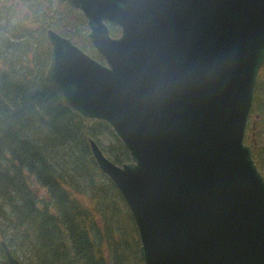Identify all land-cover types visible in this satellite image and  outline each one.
I'll list each match as a JSON object with an SVG mask.
<instances>
[{
  "label": "water",
  "instance_id": "obj_1",
  "mask_svg": "<svg viewBox=\"0 0 264 264\" xmlns=\"http://www.w3.org/2000/svg\"><path fill=\"white\" fill-rule=\"evenodd\" d=\"M60 1L84 15L104 62L49 29L46 80L129 151L117 165L89 138L131 212L144 264H264V176L245 143L264 0ZM1 246L8 264H22Z\"/></svg>",
  "mask_w": 264,
  "mask_h": 264
},
{
  "label": "trees",
  "instance_id": "obj_2",
  "mask_svg": "<svg viewBox=\"0 0 264 264\" xmlns=\"http://www.w3.org/2000/svg\"><path fill=\"white\" fill-rule=\"evenodd\" d=\"M49 29L104 62L79 10L60 0H0V264H8L2 241L22 264H144L131 212L89 138L117 165L130 153L108 124L84 119L46 80ZM256 116L264 136V65L245 137L264 176Z\"/></svg>",
  "mask_w": 264,
  "mask_h": 264
},
{
  "label": "rangeland",
  "instance_id": "obj_3",
  "mask_svg": "<svg viewBox=\"0 0 264 264\" xmlns=\"http://www.w3.org/2000/svg\"><path fill=\"white\" fill-rule=\"evenodd\" d=\"M63 3V2H62ZM66 4V3H65ZM54 6L56 7V6H59V4H55L54 3ZM69 6V5H68ZM76 10V9H75ZM23 15H25L24 13H23ZM19 18L21 19V18H23V16L22 15H20L19 16ZM46 36H47V32H46ZM120 37V36H119ZM115 38H118V37H115ZM48 40V39H47ZM49 43V42H48ZM50 45V44H49ZM51 47V46H50ZM259 116H256V118H254L253 117V119H252V122H254V124H253V126H252V128H254V132L256 133L254 136L257 138V142L258 143H260V142H264V140H262L263 138H264V136L263 135H259V130H260V127H261V124H262V121H259ZM102 150V149H101ZM89 202H86V204H88Z\"/></svg>",
  "mask_w": 264,
  "mask_h": 264
},
{
  "label": "flooded vegetation",
  "instance_id": "obj_4",
  "mask_svg": "<svg viewBox=\"0 0 264 264\" xmlns=\"http://www.w3.org/2000/svg\"><path fill=\"white\" fill-rule=\"evenodd\" d=\"M119 37V36H118Z\"/></svg>",
  "mask_w": 264,
  "mask_h": 264
}]
</instances>
